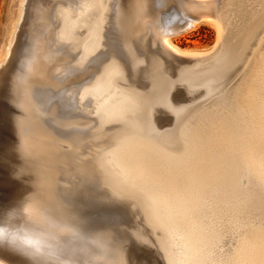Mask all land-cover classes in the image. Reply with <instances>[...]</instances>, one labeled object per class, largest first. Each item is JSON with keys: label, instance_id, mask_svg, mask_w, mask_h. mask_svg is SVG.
Returning <instances> with one entry per match:
<instances>
[{"label": "bare ground", "instance_id": "obj_1", "mask_svg": "<svg viewBox=\"0 0 264 264\" xmlns=\"http://www.w3.org/2000/svg\"><path fill=\"white\" fill-rule=\"evenodd\" d=\"M145 1L133 3L137 20ZM179 1L152 0L155 26L151 22L152 25L140 23L144 25L142 30L134 26L128 39L119 30L124 0H33L30 11H34L33 19H39L42 27L28 36V43L22 47L25 54H17L13 63L17 68L8 74L5 100L0 101V202L4 205L0 225L10 226L20 220L30 224L44 244L41 255H52L54 264H72L73 260L69 263L65 259H74L70 255L78 253L77 247L82 249L81 253H88L92 261L125 264L116 241L124 236L123 230L132 231L137 226L133 221L135 214L142 218L144 226L158 221L167 229L170 246H180L170 253L176 264H264V100L230 111L242 115L238 127L231 139L218 141L212 155L198 157V171L195 165L190 167L182 161L188 159L187 137L180 132L185 119L201 109L195 104L211 96L218 100L226 98V91L220 92L229 87L238 73L237 64L249 60L250 64L246 63L251 66L250 61L258 55L264 57V0H187L188 6L185 2L182 5L184 0ZM25 2L18 0L16 21ZM170 2L176 9L163 12V18H159V7ZM231 16L239 19L237 32L247 36L245 42L241 40L242 45L223 44V32ZM142 18L138 22H144ZM179 18L190 26L202 21L214 23L216 44L197 51L179 47L169 32L173 25L180 26ZM21 20L24 22L23 17ZM151 26L159 33L155 32V39L161 35L164 40L162 49L144 36ZM257 32L260 34L255 37ZM217 43V47L222 45V55L207 72L196 76L186 71L196 62L192 58L207 54ZM7 51L6 46L3 61ZM53 65L52 73L49 69ZM37 66L46 70L40 82L34 79L41 73L36 72ZM204 66L207 65L201 69ZM250 70L246 72L248 76ZM260 76L264 80V70ZM255 83L256 80L257 86ZM244 84L240 85L245 87ZM201 87L202 97L193 101L188 94ZM176 88H180L183 101H174ZM53 89H60L64 99L58 106L51 96ZM47 94L50 104L43 106L45 100L41 96ZM40 105L45 107L44 115L39 112ZM64 108L75 112L78 118L63 120L60 113ZM52 114L57 120L50 119ZM163 123L169 124L161 128ZM96 132L99 136H91ZM103 136L106 140H99ZM141 139L147 144L143 145ZM74 147L87 156L86 167L77 174L72 173L67 162L68 151ZM157 147L164 148L167 156L163 161L166 170L161 174L153 167L156 158L151 150ZM32 150L37 154V171L27 174L28 164H19L15 175L17 162L12 164L14 160H9H28ZM242 177L247 179L245 186L240 184ZM212 178L220 180V186L209 191ZM28 179L31 184L27 185ZM103 179L114 191L100 189ZM23 193L30 200L24 201V206L17 205L13 210L16 217L10 219L15 213H11L15 196ZM18 197L21 203L22 198ZM131 203L133 212L125 209ZM77 209L91 211L87 225L78 219ZM19 213L24 214L23 219ZM221 219H228V226L243 229L225 259H215L208 254L206 245L214 237L209 232L211 223ZM63 223L68 226H62ZM53 248L60 251L58 256Z\"/></svg>", "mask_w": 264, "mask_h": 264}, {"label": "rangeland", "instance_id": "obj_2", "mask_svg": "<svg viewBox=\"0 0 264 264\" xmlns=\"http://www.w3.org/2000/svg\"><path fill=\"white\" fill-rule=\"evenodd\" d=\"M132 1L133 0H124V4L122 3L124 5V6H122L123 9L122 10L120 9L121 11L119 12V17L121 16L119 19V25H120L119 30H120L121 34L123 36L127 37L128 39L130 38V35L133 32L134 26H135L136 30H139V29L142 30L141 27H143L144 25L140 26V23L148 24V25L154 24V26H155V10H154V4H153L152 0H146L145 2H143L142 8H141L142 12H140L141 10H139V12H138V17H140V18L143 17L141 20L142 21L144 20L145 23L144 22H138V20L140 18H138V20H137V17H136L137 8H136V6L135 7L133 6V3L137 0H135L133 3H132ZM185 1H187V0L181 1V3L185 2ZM126 2H127V4H126ZM130 2L132 4V6H131V4H128ZM185 4L187 5L186 2H185ZM32 5H33V0H26V2L24 3V10L21 12V17L19 19V21H20L21 18L23 17L24 22L21 20V23H20L18 20L16 21V19H15L16 12H17V6H18V0H0V61L3 59V53H4L6 46L8 47V51H11V50H9V48L12 49V51L10 53L7 51L6 59L4 61L2 60L0 62V65H3L5 67V69H7V70H4V68H1L3 66H0V85H1V87H0V91H1L0 99L1 100L0 101L5 100L4 93L7 91L6 86H8V84L7 85H4V84L9 80L8 74H10L11 71H13L14 69L17 68L16 67L17 65L14 66L15 64H13L16 60L15 58L17 57V54L19 52H21V54H25V50H23L22 47H23V44L25 42L28 43V41H29L28 39L30 38L28 36H31L32 34H34V31L36 32L39 29L41 30V27H42L41 24L42 23L37 22L39 19L37 21L34 20L33 18L36 14L34 13L33 10L30 11L31 10L30 8ZM150 5H151V7H150ZM182 5L185 6L184 3H182ZM143 7H145V8L143 9ZM27 8H29V9H27ZM134 8H136V9H134ZM149 9L154 11V13L153 12L151 13V11ZM159 9H160V11L158 12V17L162 19L163 18L162 17L163 12H165L167 10L172 11L173 9H176V8L174 7L173 3L170 2L169 4H167L164 7H163V5L160 6ZM160 12H161V14H160ZM145 15H147L148 17ZM144 17H145V19L148 18V19H151L152 21H150V20L148 21V19L145 20ZM172 18H175V17H172ZM235 18L233 16H231L227 19L226 31L223 32L224 33L223 39L225 38L224 43H223L224 46L242 45L241 44L242 41L245 42L247 40V38H246L247 36L245 37L243 34H241V33L239 34L238 33L239 31L237 32V29L239 30V28L236 26L239 25V19L238 18L235 19ZM179 19H182V18H179ZM240 19L242 20V18H240ZM125 20H127V21H125ZM178 21H180L181 23L182 22H184V23H182V24L179 23L180 26H178V24L173 25V27H171L169 29V32H170V37L173 39V42L176 43L179 47L184 48V49H192V50L197 51V50H205V49L207 50L216 44V38H217V30L216 29L217 28L214 25V23H212L211 21H202L199 24L196 23V25H194V26H190V24H188L187 21H183V19L178 20ZM250 22H252V18L249 20V23ZM120 23H123V26ZM14 24H15V27H13ZM21 24L23 25L22 28H21V26H22ZM135 24H137V25L139 24V26H137ZM154 26L148 27L147 29L145 28L147 30V31L145 30L147 34H145V32H144V36L147 38V40L151 44H155V45L159 46L160 48L161 47L163 48L164 47V40L161 37V35H160L161 38L158 36V38H157L158 40L155 39V37H154L156 35V33H158L156 31H155L156 33L153 31L154 29H156V28H154ZM17 27H18V29H17ZM122 27H123V29H122ZM152 27H153V29H151ZM18 34H19V38H16V36L18 37ZM259 34L260 33L256 34L255 37L259 36ZM262 35H264V34H262ZM20 36L21 37L23 36V37L21 38ZM14 37H15V39H13ZM156 37H157V35H156ZM17 39H18V41H17ZM158 43H162L163 45L158 44ZM262 45H264V44L262 43ZM217 46H218V43L215 47H213V50L209 51L207 54H204L201 56H196V58L195 57L192 58V60H195L196 62L193 63V65H191L190 67H188L186 69V71L188 73L196 75V76L202 75L203 73L207 72L210 69V67H212L211 65H213L222 55V53H221V50H222L221 46L222 45H219V47H217ZM219 55H220V57H219ZM263 58L264 57L261 54V55H258L257 59L250 61V62H253V64L251 65L252 68L249 65L250 64L249 60L245 61V63L242 61L240 64H237L236 70L238 71V73H236L235 77H233L232 80L230 81L229 87L226 90L223 89L220 92V93H223L226 91V98H222V100H218V99H215L214 97L211 96L208 99H206L205 101H203L202 103H197L194 105L196 107L198 106V108L201 106L200 107L201 109L194 111L185 119L183 126L181 128V131H180L181 135L183 137L184 136L187 137V142H186L185 146L187 147L186 151L188 152V159L182 160L184 162H186V161L188 162L187 166H190V167L193 166L194 167V165H195V170L198 171L199 170L198 165L201 164L200 163L201 157L198 158L200 155L204 154V157L212 155L210 153H212V151H214V152L216 151L215 146L217 145L218 141H222L223 139H227V140L231 139V137L233 136L232 134H233L234 130L239 125L238 124L239 118L242 116L239 114H235L234 112H230V111H232V109L243 108V107L248 108L250 106L252 107L253 104L254 105L256 104L255 102H259V101L264 100V94H263L264 93V80H262L263 77L260 76L261 72L264 70V67H263L264 59ZM211 60L213 61V63L211 62ZM5 62L8 63V66H5V65H7V63H5ZM210 62H211V64H209ZM246 62H248L249 64ZM254 62H256V63H254ZM256 64L257 65L259 64V65L257 66ZM12 65L14 66V68H11ZM54 65L49 69L52 73L55 72V66ZM203 65H207V66H204L205 69H201V67H203ZM248 66H250V68H248ZM244 67H246V69ZM249 69H251V70H250L249 76H248V73H246V72H248ZM37 71L41 72L40 73L41 75L37 74L38 76L36 75L34 77V79L36 78L35 80L37 82L38 81L40 82L41 79H44L45 75H43V73L46 70L43 69L42 67L37 66L36 72ZM253 74H254V76H256V79L253 76ZM245 75H247V76H245ZM245 77H247V80L249 77L248 82L245 79ZM251 79L256 80L255 84L258 83L257 86H254L255 80L252 81ZM235 81H237V82H235ZM244 82H245V84H244ZM233 83H235V85ZM248 83H249V85H248ZM240 84H244L245 87H243ZM251 84H253V85H251ZM238 85H240V86H238ZM248 86H250V87H248ZM238 87H241V88L243 87V89L246 88L245 89L246 91H243V89L238 88ZM179 89L180 88H176L173 91L174 101L175 100L176 101H183L184 100L183 95L178 91ZM238 89H240V91ZM59 90L60 89L55 90V91H54V89L52 90L53 93L51 96L54 98L55 106H58L59 104L62 103V101H64L63 96L60 95ZM248 90H250L251 92H248ZM203 91H204V88L201 87V88H198V89L192 91L188 95L190 96V98L193 99V101H196L202 97ZM230 91L232 93H230ZM241 91H243V92H241ZM238 92L240 94L241 93L244 94V92H245V94L239 95ZM43 93H44V91H43ZM236 94L239 97H235ZM259 94H261L262 96ZM48 95L49 94H47V96H44V95L41 96L42 100L43 101L45 100L44 101L45 103L43 104V106H46V104L47 105L50 104L49 99H47ZM241 96H244L245 98L243 97V98H241L242 100H238V98L240 99ZM248 96H249V98H248ZM52 97H49V98H52ZM243 99H244V102H243ZM47 101H48V103H47ZM236 101L238 102L237 104H236ZM252 102H253V104H252ZM242 103H243V105H242ZM246 104H248L250 106H248ZM241 105H242V107H240ZM39 108H40L39 112L42 115H44L43 113H46V111L44 110L45 107L43 108L40 105ZM69 111L70 110H67L66 108H64V110L61 111L60 115L62 116L63 120L69 122V120H74V119L78 118L77 114L75 112L71 113ZM167 117L171 118V115H168ZM167 117H165V119H168ZM50 119L57 120L53 114L50 115ZM167 124H169V123H163V127H161V128L166 127ZM169 126H171V125H168V127ZM99 134L100 133L96 132L94 135H91V136L97 137V136H99ZM111 134H113V130L109 136H111ZM216 136L219 138H216ZM212 137H213V139H212ZM102 138L103 139H99V140L105 141L107 137L103 136ZM203 138H206L208 140L203 139ZM209 141H212V142H209ZM140 142L143 145L147 144L143 139H141ZM189 144H191L190 147H189ZM145 150H146V148H145ZM193 150H198L199 154L194 155ZM81 151L82 150H80L78 147L70 148V150L68 151L70 154H68V156H67V162H68V165L70 166V169H71L73 174H77L79 172V170L82 171V169H84L86 167L84 159L87 156H83ZM151 151L155 154V158H156L155 162L153 163V167L156 168L157 174H161L166 170V169H164L166 167L163 164V161H165V158L167 157L166 151L164 148H161V147L160 148L157 147L156 149L153 148V150H151ZM190 151H191V153H190ZM35 157H37V154L32 150L29 152L28 160H16L14 158L10 159L9 161L14 160V161H11L12 164H14L15 161L17 162L14 164L15 171L13 173L15 175H17L18 168L20 166L19 164H22L23 166H26L28 164L27 166L30 169L26 170V173L27 174L32 173L31 175H34V173L37 171L36 165H38L36 163L38 161V159H36ZM34 159H36V160H34ZM195 160H198V162ZM30 180L31 179H28L27 185L29 183L31 184ZM103 181H102L103 183L101 184L100 189H104V190L109 189L110 191H114L113 189H111V186L107 183V181L105 182L104 179H103ZM246 181H247V179L245 177H242L240 184L242 186H245ZM208 183H209V187H208L209 191L213 190V189H217L220 186V180L218 181L216 178L210 179ZM103 187H106V188H103ZM24 195H25L24 193H23V196L21 194L18 195L22 198V199L20 198L21 203L23 202L22 204L18 200L19 197L15 196V198L17 197V199H15L14 206L15 205L16 206H15V208L13 206L11 213L15 212L13 210L16 209V207L24 206L25 205L24 201L29 202L30 199H25L26 197L24 198ZM83 195L86 196V194L84 192H83ZM16 200H18V203H16L17 202ZM1 204L2 203L0 202V206H2V207H0V210L4 206L3 204L2 205ZM125 209L128 211H132L134 209V204H132V203H131V205L127 204ZM76 211H78V213L76 212L79 215V216H77L78 219L83 220V223L85 225H87V219H89L87 217H89L91 215V211H88L85 209H82V210L77 209ZM15 215H16V212L11 214L10 219L16 217ZM18 216L21 218L22 216L24 217V214L19 213ZM21 219H23V218H21ZM108 220H109V218H108ZM134 220H136V222H134V223L137 224V226H135L136 224H134V226H135V227L133 226L134 230H132V231H130V229L123 230L124 236H120V237H122V239H119V241H116L119 243V246L122 250L124 263L125 264H148V263L149 264H176V261L171 258L170 253L174 252L175 248L179 249L180 246L177 245L178 246L177 247L175 245V248L170 246L169 235L166 231L167 229L158 221L157 222L154 221L152 226H148L146 223V225L148 227H151V228H148L147 226H144V224H143L144 222L142 221V218L139 217L137 214H135L133 216V221ZM228 221H229L228 219L227 220H225V219L214 220L210 225L209 232L211 234H213L215 238L213 237L212 239H210L209 240L210 242L209 241L207 242L206 247H207L208 254L210 256L214 257L215 259H225L226 254H229L232 251L236 241L239 239L240 235L242 234L241 231L243 228H237V227L233 228L231 226H228V223H229ZM19 222L17 223V224H19L18 226L16 223H11V225L10 226L7 225V227H10V228H12V227H14V228L19 227L20 228L21 227L22 229H24L28 232L30 231V229H31V231L33 230L32 227L30 226V224H29V226H30L29 227L26 225L27 223L25 224L24 222H22V220H20ZM140 222H142V223H140ZM145 222H147V221H145ZM21 223H23V226L20 225ZM0 226H6V225H0ZM62 226H68V224L65 225L63 223ZM32 232H29V233H31V234L35 233V232H33V233ZM35 235L38 237V235L36 233H35ZM151 236H153V237H151ZM231 245H232V247H231ZM76 249H77L78 253L75 251L73 255H70V257H73L74 259L76 258L75 259L76 262L74 259H67L68 257L65 259L67 262L72 263L74 261L72 264H76V263L81 261L80 264H85V263H87V264H102V263L98 262V259L92 261V258H91V256L88 255V253H85V254L81 253L82 249H79L78 247ZM7 250H8L7 247L6 248L5 247L0 248V257H1L0 263H2V264H33V261L29 260L24 255H21L19 253L16 254V252L12 251V250L11 251L10 250L7 251ZM52 250L56 256H58L57 253L60 254V251H57V249L53 248ZM50 253L53 254L51 251H50ZM125 256H126V258H125ZM3 257H4L5 261L3 260ZM51 257H52V255L51 256L46 255V257L44 255H40L39 257L36 258V264H46L47 262H49L48 264H54L53 263L54 259L52 260ZM42 259L44 260V262ZM83 259L86 262H84ZM195 259L197 260L199 258H195ZM135 261H137V262H135ZM191 264H194V262H192ZM221 264H223V263L221 262Z\"/></svg>", "mask_w": 264, "mask_h": 264}, {"label": "clouds", "instance_id": "obj_3", "mask_svg": "<svg viewBox=\"0 0 264 264\" xmlns=\"http://www.w3.org/2000/svg\"><path fill=\"white\" fill-rule=\"evenodd\" d=\"M7 247L36 264L44 249L42 240L22 228L0 226V248Z\"/></svg>", "mask_w": 264, "mask_h": 264}, {"label": "snow or ice", "instance_id": "obj_4", "mask_svg": "<svg viewBox=\"0 0 264 264\" xmlns=\"http://www.w3.org/2000/svg\"><path fill=\"white\" fill-rule=\"evenodd\" d=\"M165 43H167V41H165ZM173 51H175V49H173ZM136 63H139L138 61H136ZM156 64H158V61L155 62ZM127 67H129V64L127 63ZM124 69L126 70V66L124 65Z\"/></svg>", "mask_w": 264, "mask_h": 264}, {"label": "water", "instance_id": "obj_5", "mask_svg": "<svg viewBox=\"0 0 264 264\" xmlns=\"http://www.w3.org/2000/svg\"><path fill=\"white\" fill-rule=\"evenodd\" d=\"M165 61H166V59H164V64L166 65V62Z\"/></svg>", "mask_w": 264, "mask_h": 264}]
</instances>
